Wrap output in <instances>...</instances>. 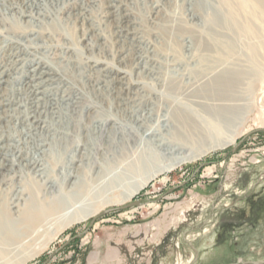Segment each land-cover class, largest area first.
<instances>
[{"label":"rangeland","instance_id":"374dc122","mask_svg":"<svg viewBox=\"0 0 264 264\" xmlns=\"http://www.w3.org/2000/svg\"><path fill=\"white\" fill-rule=\"evenodd\" d=\"M44 1L43 7L52 19L48 17L43 19L41 26L43 30L53 35L54 43L76 46L82 52L80 57L74 55V58L84 63L87 62L86 56L90 59H103L108 55L109 52L104 55L97 49L93 52L87 50L86 41L81 36L82 31L79 27L77 29L74 27L66 17V12H55L52 0ZM150 1L129 0V3H126L131 18L139 28L138 31L143 32V35L155 45L153 52L156 53L158 60L154 68L156 70L151 73H140L138 76L137 70L133 69L135 72L132 73V79H140L152 86L145 87L142 93L154 91L161 93L162 96L154 99L157 101L155 105L160 107L162 113H167L165 118H169L176 126L175 116L183 112L190 115L191 122H200L198 125H201L202 132L198 134L190 135L188 130L185 131L186 128L178 126L181 133L180 142L188 144L187 152L198 157L173 165L164 172L154 173L145 186L139 189L140 191L130 195L129 192L134 191L142 177L150 174L157 166L165 168L171 161L148 152V147L146 153L141 154L137 148L140 146L138 135L135 136V142L128 144L130 147L127 145L126 152L124 149L120 150L124 147L122 145L110 147V154L97 159L102 167L99 174L96 173L97 169H93L90 176L87 166L84 165L90 181L88 180L89 185L84 194L80 197L74 196L75 208L65 213L63 211L57 213L59 216L53 215L42 228L26 231L20 224L15 225L17 230H14L15 236L11 238L5 231L0 232V264H190L194 258V251L188 242L196 247L198 253L193 264H250L252 261L264 259V16L260 18V15L249 8L242 14L241 18L244 21L240 20V26L243 28L239 26L238 29L231 28L226 31V28L204 25L201 13L199 18L192 20L185 11L187 5L181 0H164L165 4L158 8L159 12L154 16ZM4 8L0 4V9ZM91 11L92 18L98 20V16H101L99 7L95 6ZM32 20L28 16H20L15 10H7L0 15V31L4 34L8 31L10 35L12 30L29 28ZM205 26L208 31L204 30ZM219 32L222 33L221 36ZM254 32H258L260 37L256 34L258 38L257 36L254 38ZM104 34L108 35L106 29ZM200 35L201 46H197L199 49L197 50L193 45L198 43ZM227 50L231 53H227ZM59 51L56 49L50 53L43 49L39 50L41 53L49 54L53 61L56 60L55 54ZM3 55L0 53V69L5 64ZM107 57L109 58L107 60L117 59L109 55ZM225 69L229 71V75L231 73L230 79L229 77L224 80L218 79L217 77L227 72ZM74 73L77 76L75 82L83 86L79 70L76 69ZM164 80L165 82L173 80L180 87H186L189 92L175 93L170 87H164ZM222 81L226 82L220 85ZM83 90L89 93L92 100L89 98L82 106L86 107L90 102L96 105L97 102L96 106H99V109L115 113L114 108L108 103L106 105V102L99 101L88 89ZM220 109L224 112L221 115ZM123 115L122 118L127 121V117ZM216 117L219 119L221 117L225 122L221 124L222 121L219 122ZM204 118L207 120L202 123L201 119ZM66 120L64 119L63 123H66ZM207 121L218 122L215 124L217 130H212L213 132L210 131L209 134L203 131L204 123ZM6 130L12 136L17 134L13 122ZM223 138L225 141L233 139V142L225 143ZM58 152L55 151L47 161L50 176L52 175L58 182V188L55 187L53 193L43 190L44 185L36 180L24 178V175H27L21 172L22 179L20 177L12 180L13 183L19 181L23 185L20 184L25 192L23 195L25 202H21L24 207L20 205L21 207L13 208L14 211L18 210V213L12 214L9 199L13 191L6 192L0 188V207L3 206V209L9 211L10 216H16L15 221H19L20 217L22 219V212L27 206H31V203L34 206H43L50 204L52 200L63 198L62 188L65 183L59 172L65 159L58 160L59 157H63L59 156ZM104 158L107 163L106 160L103 161ZM111 159L117 163L111 162ZM84 169H81L82 172ZM24 179H27V184ZM34 183L38 190L35 185L33 186ZM244 194H247L246 198ZM54 216L59 221L54 219Z\"/></svg>","mask_w":264,"mask_h":264},{"label":"bare ground","instance_id":"6f19581e","mask_svg":"<svg viewBox=\"0 0 264 264\" xmlns=\"http://www.w3.org/2000/svg\"><path fill=\"white\" fill-rule=\"evenodd\" d=\"M128 1L129 0H52V3H54L52 6H54V10H56L55 12H66V17L70 19L69 21H71L74 27L76 29L79 27V29L82 31L81 36L82 39L86 41L85 46L87 47V50L93 52L95 49H97L102 51L104 55L109 52V56H111L113 59L117 58L116 61H114L107 60L109 59L107 57L108 55H106L105 58L103 57V59H90L88 56H86L87 62L84 63L81 62L82 60H77L82 52L80 49H78L76 46L71 47L67 44L54 43L53 35L50 32L42 29L41 22L43 23V19L47 17L52 19L49 13L43 7L45 3L44 0H0V4L5 7L4 9H0V15L2 13H6L7 10H15V12L20 16H28L33 19L29 28H22L21 30L16 29L14 31L12 30L10 35L7 33L8 31L5 32V34L0 31V53L4 54L3 56L5 58V64H3L2 69H0V188L2 190H6V192L7 190L13 191V195L9 199V205L12 206V208H10L13 210V212L11 211L12 214L15 212L18 213V210L14 211L13 208H18V206L23 204L21 202L25 200L23 197L25 192L22 188V183H19V181H15L16 183H13V180L19 179L20 177L22 179V172L27 175H24V178L29 177L28 180H36L37 182L44 185L45 189L43 190L53 193L54 188H58V182L56 179L52 178V175L50 176L47 166L48 158H51L55 151H59L58 155L63 157L60 158L58 156V160L65 159L64 164L61 167L62 170L60 171V168L58 169V172L60 171L59 173L62 174L63 182L65 183V186L62 188L64 194L63 198L60 197L57 200H52L50 203L49 201L53 199L50 197L51 199L48 200L50 204L43 206H34L31 203V206H27L22 212V219L20 216V218L18 217L20 219H18L19 221H15L17 220L16 216H13L14 218L10 216V212L3 209V206L0 207V232L5 231V233L10 236L9 238L15 236V225L20 224V227L26 229V231H29L33 228H42L43 224H48L53 215L61 211L65 213V211H70L72 208H75L74 206L76 202H74V196L79 195L80 197L82 194H84L90 181L89 178H87L88 171L84 169V165L87 166L89 175L93 169H97L96 173L99 174L102 167L99 162H97V159H101L102 155L110 154V147L113 146L122 145L125 148L120 146V150H127V145L134 141L136 135H138L140 139V146L137 148L140 150L141 154L144 152L146 153V149L148 147V152L168 158L170 159L171 163L168 166H165V168L157 166L151 170L150 174L142 177L143 179L141 180L139 179L140 181L138 183L136 182L137 184L134 191L132 190L133 192H129L130 195L131 193H136V191L145 186L147 181L153 177L154 173L164 172L173 167V165L185 160H194L198 157V155H193L187 152L188 144L180 142L181 133L179 132V128H186L185 131L188 130L190 135H192L191 133L198 134L202 132L201 125H198L200 122H191L190 115L183 112L175 116L174 122L177 123L176 126L173 121L169 120V118H165L167 113H162L160 107H156L155 105L157 101L154 99L156 97L158 98L159 96H162L161 93L155 91L142 93L143 89L149 85L140 79H132V73L135 72V70H137L136 73L138 76L140 73H151L156 70L154 68L158 60L157 56L155 55L156 53L153 52L155 45L143 35V32L138 31L139 28H137L136 22L131 18V14L127 9L126 4ZM181 1L187 5L185 11L192 20L193 18H199V13H201L202 22L204 25H209L210 27L214 25L223 29L226 28V31H229V29L231 30V28L238 29L241 22L240 20L242 19V14H245L249 8H252L255 14H258V16L260 15V18H262L261 16H264V0ZM150 2V7L153 9L152 13L154 16L159 12L158 8H162V5L165 4L164 0H151ZM153 4H155V6H153ZM95 6L99 7L100 9L101 16H98V20L92 18L93 16L91 10H94ZM251 20L252 18L250 21ZM248 26L250 28V25ZM204 28V30H206V26ZM105 29L108 31V35L106 36L104 34ZM253 30H255V28ZM254 33L255 36L253 37L255 38L258 35V32ZM220 34L222 33L219 32V36H221ZM201 36L202 35H200V40L198 43H196L197 45L195 42H193V44L196 45L193 46L196 47L195 49L197 50H199L197 46H201ZM208 41L206 44L209 43ZM224 42L223 44L225 45L226 43ZM74 45L76 44L74 43ZM217 47L215 48L217 49ZM211 48L213 49V47ZM252 48L254 47L252 46ZM42 49L50 53L56 49L60 51L58 54H55L56 60L53 61L50 59L51 56H48L49 54L46 55L39 52V50ZM195 49H193V51ZM205 49L206 48H204V50ZM37 53H40V56H38ZM227 53L231 52H228L227 50ZM74 55H77V58H74ZM215 57L216 55L214 58ZM206 60L208 59L206 58ZM203 61L205 60L203 59ZM76 69L79 70L80 76L83 80H81L83 82V86H79L75 82L77 76H75L74 71ZM133 69L135 70L133 71ZM225 70L227 71V69ZM230 75L229 71H227L217 78L224 80L228 79ZM167 81L168 80H166V82L165 80L163 81L164 87H170L173 92L178 94L189 92L186 87H180L177 82L173 80ZM226 81H222L219 84L223 85V82ZM83 88H86L88 91L93 93L95 97L99 99V101L101 100L104 103L106 102V105L109 104L111 108H114L115 113L107 112V110L105 112L103 109H99V106H96L98 105L97 102H95L96 105L90 102L88 105H86V107L82 106L84 101L91 97L89 96L88 92H84ZM166 91L167 90H165V92ZM226 93L227 92H225V94ZM222 94H224V91ZM179 99H181V97H179ZM87 103L88 102H86V104ZM161 107H163V105ZM222 112L223 111L220 112V115ZM123 114H125L127 117V121L123 119ZM64 119H67L66 123H63ZM205 119L206 118L201 119V122L203 123ZM217 120L219 122L222 121L221 124L225 122L221 120V117L220 119L218 117ZM12 122L16 127L17 134L15 136H12L6 130L9 128V125ZM215 124H218V122L214 123L213 121H207V123H204L203 131L205 130L207 134H209L210 131L217 130ZM179 125L180 127L178 128ZM223 141L225 143H230L233 142V139L225 141L223 138ZM128 146L130 147L131 145ZM105 160L106 159L104 158L103 161ZM112 161L116 162L114 159H111V162ZM105 162L107 163V160ZM57 164H59V162H57ZM60 164L62 163L60 162ZM15 168H18L19 170H16ZM81 169H84L86 172H82ZM113 171H115V169ZM97 174L96 176H98ZM125 177L126 176H124V178ZM92 180H94V178H92ZM109 180L111 179L109 178ZM26 181L27 179L25 180V183ZM63 182L61 184H63ZM34 185L35 183L33 186ZM131 188L133 189V187ZM36 190H38V188H36ZM29 193L31 194V192ZM130 195H128V197ZM75 198L78 199L77 197ZM55 217L56 216H54V219H57ZM54 221L55 220H53V222ZM68 221L70 222V220Z\"/></svg>","mask_w":264,"mask_h":264},{"label":"water","instance_id":"95a60500","mask_svg":"<svg viewBox=\"0 0 264 264\" xmlns=\"http://www.w3.org/2000/svg\"><path fill=\"white\" fill-rule=\"evenodd\" d=\"M188 243H189L190 247L192 248V250L194 251V258L190 263V264H193L197 260L198 253H197V249L192 245V243H190V242H188ZM252 264H264V259L259 260V261H254Z\"/></svg>","mask_w":264,"mask_h":264},{"label":"flooded vegetation","instance_id":"af4514ba","mask_svg":"<svg viewBox=\"0 0 264 264\" xmlns=\"http://www.w3.org/2000/svg\"><path fill=\"white\" fill-rule=\"evenodd\" d=\"M247 193H248V191H247ZM246 195L247 194H244V197L246 198ZM196 248V247H195ZM261 260H263V259H261ZM257 261H259V260H257ZM254 261H252L250 264H252ZM243 264H246V263H243Z\"/></svg>","mask_w":264,"mask_h":264}]
</instances>
